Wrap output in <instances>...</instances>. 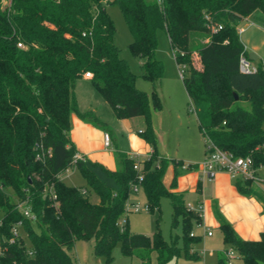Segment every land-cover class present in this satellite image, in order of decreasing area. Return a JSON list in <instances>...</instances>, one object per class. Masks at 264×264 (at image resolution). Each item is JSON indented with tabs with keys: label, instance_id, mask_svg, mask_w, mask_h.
<instances>
[{
	"label": "trees",
	"instance_id": "obj_1",
	"mask_svg": "<svg viewBox=\"0 0 264 264\" xmlns=\"http://www.w3.org/2000/svg\"><path fill=\"white\" fill-rule=\"evenodd\" d=\"M109 4H116L123 15L132 37L128 48L141 60V77L151 82L150 94L137 88V75L120 56ZM256 10L264 14V0H0V264H73L69 252L74 243L89 240L92 254L106 262L117 242L139 264H151L152 253L157 264L181 254L198 258L191 245L200 237L190 233L200 218L187 210L182 194L162 182L170 160L159 154L152 124V111L162 108L158 88L164 75L163 62L156 57L157 33L165 32L176 64L185 67L181 79L188 111L193 104L201 136L235 157L250 155L257 169L264 166V70L256 64V72L239 71L238 57L248 53L237 31ZM208 23L222 28L212 33ZM193 53L199 56V68L193 66ZM86 72L117 119L144 120L139 135L151 153L138 162L140 190L150 212H160L161 200L169 199V240L160 232L159 219L151 236L129 231L125 202L135 195L131 187L139 173L133 158L116 150L114 171L87 158L72 162V113L111 132L94 111L78 108L75 82ZM69 167L79 170L85 187L69 186L60 178ZM252 182L238 178L236 188L254 196L264 209V193ZM46 185L53 186L57 207L44 194ZM92 190L99 198L96 203L90 201ZM17 202L31 207L35 220L23 217ZM216 217L223 243L238 253L242 264L264 262V233L258 240H244L218 211ZM19 221L27 238L19 233L11 243ZM180 223L181 232H174ZM219 264H226L223 257Z\"/></svg>",
	"mask_w": 264,
	"mask_h": 264
},
{
	"label": "rangeland",
	"instance_id": "obj_2",
	"mask_svg": "<svg viewBox=\"0 0 264 264\" xmlns=\"http://www.w3.org/2000/svg\"><path fill=\"white\" fill-rule=\"evenodd\" d=\"M114 22L115 44L117 45L120 56L125 59L129 68L137 75L136 86L138 89L150 94L151 82L141 77V66L139 58L135 57L129 50L128 45L131 42V34L128 31L123 15L116 4L108 6ZM254 24L242 34H238L241 41L244 43L249 41L251 44L261 46L264 54V33H257L258 28L264 30V17L258 15L257 18L251 19ZM251 21L247 22L248 24ZM245 23L241 22L237 29ZM156 57L163 62L164 75L159 85L158 92L162 101L160 110L152 111V124L157 135V146L163 153H169L176 156L185 162L199 164L205 156L206 142L199 134L198 124L195 113L188 111L189 98L183 87L182 79L179 76V68L176 64L173 53L171 51L168 38L164 31L159 30L157 33V49ZM192 63L196 68L200 67L199 56L197 53L192 54ZM103 102V103H102ZM94 111L96 117L105 122L115 134L119 141L125 144L127 135L124 132V127L113 114L112 108L108 103L102 101ZM247 107L248 103L240 102ZM130 131L136 132L138 129H143L144 120L142 117H134L130 121ZM140 158V157H139ZM168 159V158H167ZM170 166V163L168 164ZM168 167V166H167ZM167 169V168H166ZM260 171L261 181L257 182L259 187L264 192V166L259 167L255 172ZM63 181L73 187L83 188L86 186V180L76 167H72L67 173L63 174ZM254 184V181L252 182ZM255 186V185H254ZM10 197L15 200V197L10 189H6ZM90 201H97V195L94 191H90ZM128 204H139L140 207L145 206V195L142 190L137 194L129 196ZM172 209L168 198L161 200L160 212H146L140 210L138 212L131 211L128 213V227L133 234L151 236L157 229V219L160 232L164 239L169 240L171 233ZM125 221V216L120 219V224ZM34 232L39 230L34 227ZM174 232H181V223L174 229ZM22 236L27 238V233L20 229ZM28 241V240H27ZM93 240L76 241L73 248L69 252L72 257L73 264H139V258L136 255H125L121 251L119 242L113 247L109 262L105 261L103 256H95L92 254ZM229 245L223 243L222 236L219 231H214V237L208 242L201 236L199 240L191 245V250L196 251L199 255L194 260H188L181 254L177 258H173L166 264H219V257L223 256V252ZM235 264H242L241 259L235 260ZM151 264H157L155 253L151 254Z\"/></svg>",
	"mask_w": 264,
	"mask_h": 264
},
{
	"label": "crops",
	"instance_id": "obj_3",
	"mask_svg": "<svg viewBox=\"0 0 264 264\" xmlns=\"http://www.w3.org/2000/svg\"><path fill=\"white\" fill-rule=\"evenodd\" d=\"M109 5H107L106 10L111 16L108 10ZM258 15L264 17L261 11L256 10L244 20L245 23H243V26L241 25L244 30L240 34L245 33L251 27L250 24H254L251 19L257 18ZM249 21L251 22L248 24L247 22ZM257 33H264V30L258 28ZM242 44L247 53L253 52L257 56L254 62L261 65L264 70V54L261 46L256 43L251 44L249 41L242 42ZM74 91L78 108L81 112L96 111L97 106L102 104V101H105L92 84L89 76L84 75L76 80ZM133 119L134 117L117 119L124 127L127 142L123 144L119 141L115 131L111 129V132H109L111 143L108 148H105L103 137L106 131L83 121L76 113H72L70 116L69 137L76 152L82 154L84 158L99 163L110 171H114L117 168L116 150L129 156L137 153L140 157L139 161H143L150 156V145L139 135V130L142 129H138L136 132L130 131V121ZM157 149L161 156L170 160V166L166 167L167 169L162 177L164 186L172 192L182 194L185 205L190 203L195 206L200 203L203 206L202 217L194 224L191 231L194 235H198L200 238L202 236L208 242L214 237V231L220 232L219 222L216 217V211H218L231 224L240 238L244 240L260 239L262 233H264L263 205L254 196H245L239 193L236 188V181L239 177L232 176L225 171H219L212 180L201 178L198 164L185 162L169 153H163L159 146H157ZM185 165L190 166L184 167ZM256 174L261 177L260 171H257ZM253 185L262 191L258 183L254 182ZM98 201L99 198L97 196V201L94 203ZM206 228L211 230L212 234L210 236L205 234ZM222 257H219V259Z\"/></svg>",
	"mask_w": 264,
	"mask_h": 264
},
{
	"label": "built area",
	"instance_id": "obj_4",
	"mask_svg": "<svg viewBox=\"0 0 264 264\" xmlns=\"http://www.w3.org/2000/svg\"><path fill=\"white\" fill-rule=\"evenodd\" d=\"M208 28L210 31L216 32L222 28L221 24H212L208 23ZM244 28L239 27L237 29L238 34L243 32ZM18 47H23L21 43H18ZM179 68V76L183 78L185 74V67L184 65H178ZM238 69L241 73L247 74V73H253L257 71V65L254 61H252L248 54L246 53H240L238 57ZM85 76L92 77V74L90 72H86L84 74ZM190 110L194 112V106L193 104H190ZM141 130H139L140 132ZM204 140L206 142L205 147V156L201 163L198 164L200 167V177L205 178L208 180H212L216 173L219 171H225L231 174L232 176H236L242 179H250L254 182L261 181V178L256 174L255 168L253 167V159L250 155L246 156H239L235 157L232 153L222 150L218 148L208 137H204ZM111 140L108 133H104L103 137V144L105 148H108L110 146ZM264 148V144L262 145ZM47 153H50V149L47 150ZM41 154H37L36 158L41 159ZM131 158L135 160L134 169H136L138 173V182L133 184L131 187V191L133 194H137L140 190V181L142 179V174L140 173V166L138 164L139 162V154L135 153L130 155ZM84 156L78 152L74 153L73 156V163H75L76 160H83ZM184 167H189V165H185ZM72 167H69L65 169V171L60 175V178H62L63 174L68 172ZM81 192L85 194L86 190L82 189ZM44 194L46 195L47 199L52 202V204L57 207L58 206V200L56 193L54 191V188L52 185H46L44 188ZM17 207L21 211L23 217L28 218L30 220H35V215L31 210V207L25 204V202H17ZM126 207V213H129L131 211L138 212L140 210L149 211V207L145 204V206L142 208L139 204H128L127 200L125 202ZM186 208L189 211H192L197 214L199 218L202 217L203 212V206L202 204L198 203L195 206L193 204L187 203ZM1 223V220H0ZM200 224V223H199ZM121 225V224H120ZM22 226V222L19 221L15 227L12 228L13 231V237L9 239V242H14L15 237H17L20 233V229ZM205 234L207 236H210L212 234L211 230L208 228L205 229ZM191 236L194 235L193 232L190 233ZM4 252V246L2 245V238L0 234V257L2 256ZM31 254V252L29 251ZM223 258L224 262L226 264H235L234 261L239 259L238 253L232 248L228 247L223 252Z\"/></svg>",
	"mask_w": 264,
	"mask_h": 264
},
{
	"label": "water",
	"instance_id": "obj_5",
	"mask_svg": "<svg viewBox=\"0 0 264 264\" xmlns=\"http://www.w3.org/2000/svg\"><path fill=\"white\" fill-rule=\"evenodd\" d=\"M248 56H249V58H250L252 61H254V60L257 59V56L254 55L253 52H249V53H248ZM257 264H264V262H262V261H258Z\"/></svg>",
	"mask_w": 264,
	"mask_h": 264
}]
</instances>
